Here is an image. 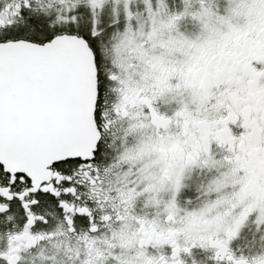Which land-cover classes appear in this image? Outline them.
<instances>
[{
	"label": "snow or ice",
	"instance_id": "obj_1",
	"mask_svg": "<svg viewBox=\"0 0 264 264\" xmlns=\"http://www.w3.org/2000/svg\"><path fill=\"white\" fill-rule=\"evenodd\" d=\"M0 264H264V0H0Z\"/></svg>",
	"mask_w": 264,
	"mask_h": 264
}]
</instances>
